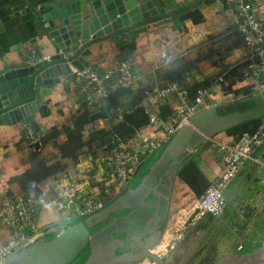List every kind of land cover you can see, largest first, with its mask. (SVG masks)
Returning <instances> with one entry per match:
<instances>
[{"label":"crops","instance_id":"obj_1","mask_svg":"<svg viewBox=\"0 0 264 264\" xmlns=\"http://www.w3.org/2000/svg\"><path fill=\"white\" fill-rule=\"evenodd\" d=\"M62 1L65 0L53 1L43 12L37 13L29 0H0V69L26 66L28 62L22 60L20 54L22 49L36 55L52 56L57 53L54 42L47 36L48 20L44 14L59 6ZM136 1L139 4L150 2L162 13L196 0ZM231 1L204 0L194 8L202 16V20L197 23L187 17L190 10L183 11L92 44L86 49L84 60L89 67L103 73L115 66L123 47L134 43L132 57L135 81L132 89L148 117L153 115L159 120H165L172 115L177 106L174 96L170 95L164 100L157 96V92L170 82H177L190 90L211 86L212 91L206 99L208 106L230 102L233 97L242 94L234 95L224 89L231 85L232 78L241 73L251 57L250 49L239 42L227 24L225 10ZM254 2L259 13L264 15V0ZM219 78L222 80L219 81ZM37 100L39 108L23 120L17 121L12 111L0 115V205L6 194H33L37 206L36 241L45 238L51 240L69 226L85 224L90 237L89 246L72 264H107L115 256L134 252L142 243L140 237L144 234L135 235L129 220H134L146 208H153V213L158 210L163 220L159 238L167 242L172 232L192 216L199 198L179 177L180 168L192 164L211 183L222 168L221 153L214 141L235 139L225 130L214 133L188 154L173 178L168 173L171 159L159 162L158 157H155L147 167L143 164L138 169L130 189L113 194L104 210L84 218H71L53 195L54 177L63 171L75 169L80 180L94 188L102 187L113 178V174L108 167L101 170L98 167L97 160L103 154V143L99 140L83 147L77 161L61 158L55 146V142L61 144L65 141L63 128L71 125L72 115L84 103L80 87L74 79L55 86L41 87ZM100 102L101 105L93 113L104 111L107 117L92 119L85 126V134L98 127L108 130L110 117L121 118L130 110L125 105H116L110 110L105 105L106 101ZM30 123L37 127L39 134V139L32 142L22 139L25 126ZM53 126L58 128L56 138L41 141L40 137L45 135L46 138ZM142 128L151 130L154 137L161 135L156 124ZM32 153H36L48 165L56 161L61 164L58 173L38 183L39 196L32 191L25 193L17 183L9 182L12 177L24 173L30 167ZM246 184L257 188L264 186V144L242 166L235 181L229 186L232 196L225 195L226 209L229 203L236 207V194ZM259 200V204L252 206V213L256 207L258 210L264 208V197ZM8 238V229L0 224V241L6 242ZM0 264L6 262L0 261Z\"/></svg>","mask_w":264,"mask_h":264},{"label":"built area","instance_id":"obj_2","mask_svg":"<svg viewBox=\"0 0 264 264\" xmlns=\"http://www.w3.org/2000/svg\"><path fill=\"white\" fill-rule=\"evenodd\" d=\"M37 13L43 12L56 0H29ZM227 24L241 44L251 52L241 75L253 91L264 90V15L256 9L254 0H232L226 10ZM22 60L32 63L49 61L50 56L36 55L21 50ZM75 82L80 87L83 101L88 105L104 101L109 92L117 88H130L135 81L133 57L117 60L115 66L103 73L86 67L74 71ZM222 79L219 78V81ZM211 86H200L192 95L177 82L166 84L157 92L158 99L173 95L177 106L165 120L150 116L147 124H156L160 136H152L147 128L138 129L133 135L105 150L97 160L101 170H111L113 178L102 187H89L80 180L77 171L67 170L57 174L52 182L53 195L71 218H84L104 210L107 201L115 192L127 191L141 165L152 157H158L177 130L190 123L191 118L208 107L206 99ZM27 141L39 139L30 124L25 126ZM264 144V117L253 133H244L231 141H214L221 153L222 168L205 192L197 199L191 221L204 215H218L226 210L224 190L236 178L242 166L252 159L254 152ZM36 200L33 194H6L0 205V224L6 226L9 238L0 241V261L5 262L12 254L21 252L36 242ZM188 219V221H189ZM187 223V222H186ZM176 233L175 235H177Z\"/></svg>","mask_w":264,"mask_h":264},{"label":"water","instance_id":"obj_3","mask_svg":"<svg viewBox=\"0 0 264 264\" xmlns=\"http://www.w3.org/2000/svg\"><path fill=\"white\" fill-rule=\"evenodd\" d=\"M203 1L196 0L162 13L150 2L139 4L136 0L62 1L59 6L44 14V18L48 20L47 36L54 42L57 53L46 62L0 69V115L12 111L17 121L30 116L39 108L37 95L41 87L72 81L74 71L88 67L84 54L92 44L192 10ZM252 95L208 106L196 113L188 125L177 130L158 156L159 162L171 159L168 170L170 178L176 176L188 154L205 139L218 131L264 115V102H260L253 110L245 106L244 101ZM238 101H243L240 110ZM42 109L45 107L42 106ZM106 117L107 113L104 111L90 115V119ZM162 222L156 209L144 227V235L140 237V250L115 256L107 264H135L145 258L152 260L154 264H170L151 250L159 239ZM89 240L85 224L78 223L67 227L51 240L45 238L34 242L21 252L12 254L5 262L72 264L89 246ZM262 254L264 255V246L241 257L226 259L222 264H264V256L260 257Z\"/></svg>","mask_w":264,"mask_h":264},{"label":"trees","instance_id":"obj_4","mask_svg":"<svg viewBox=\"0 0 264 264\" xmlns=\"http://www.w3.org/2000/svg\"><path fill=\"white\" fill-rule=\"evenodd\" d=\"M187 17L190 18L193 23H197L202 20V16L196 9L190 10V13ZM134 49V43L127 44L120 50L118 60L126 59L132 56ZM195 90L196 88L194 90L188 89L192 95L195 93ZM224 90L226 92L233 93L234 95L242 94L243 96H248L253 93V90L242 78L241 74L232 78L231 85ZM104 101H106L105 105L110 110L116 105L129 106L130 110L125 112L121 118L113 116V118L110 117L108 122L110 128L108 130L98 127L96 129L89 130L88 133L85 134V126L92 121V119H90V115L93 114L96 107L101 105V102L98 101L92 105L82 102V104L79 105L76 113L72 115L70 121L71 125L67 127L65 126L63 128L66 135L65 141L61 144L55 142V146L61 158H71L77 161L82 148L98 140L103 143L102 148L104 152L115 145L117 140L122 141L127 139L133 135L135 130L140 129L148 124L149 117L145 109L141 106L140 99L133 92L132 87L113 89L109 92L107 98ZM260 123L261 118H256L227 128L225 131L227 134L238 138L244 133H253L258 128ZM30 125L37 133V127H34L32 123H30ZM57 130V126H53L46 134V138L45 135H43L40 137V140L44 141L45 139H55L58 134ZM25 135L26 132L24 130L22 139L27 141ZM151 159H154V157L145 161L143 163L144 165H142L147 167ZM30 160V167L24 173L12 177L9 182L17 183L20 189L25 193L32 191L36 196H39L40 191L37 187L38 183H40L43 179L58 173L61 169V164L60 162L56 161L55 163L48 165L46 161L40 159L36 153H32L30 155ZM146 162L147 164H145ZM179 177L190 187L196 197H200L211 184L192 164L189 163L180 168ZM132 183L129 187L132 186ZM152 213L153 208H146L140 211L139 214L133 218L134 220H129V222L132 223L131 226L134 229L135 235L142 236L144 234L146 221L152 216Z\"/></svg>","mask_w":264,"mask_h":264},{"label":"rangeland","instance_id":"obj_5","mask_svg":"<svg viewBox=\"0 0 264 264\" xmlns=\"http://www.w3.org/2000/svg\"><path fill=\"white\" fill-rule=\"evenodd\" d=\"M256 93L260 92L256 90L250 95ZM245 97L240 95L231 101ZM235 179L224 190L227 197L232 196L229 186ZM241 189L236 194V207L229 203L228 208L218 215H204L194 221L189 219L172 232L167 242L159 238L152 252L170 264H222L226 259L241 257L263 247L264 208L258 210L256 207L254 213L250 210L264 197V186L257 188L246 184ZM139 250L140 246L134 252ZM135 264L154 263L145 258Z\"/></svg>","mask_w":264,"mask_h":264},{"label":"bare ground","instance_id":"obj_6","mask_svg":"<svg viewBox=\"0 0 264 264\" xmlns=\"http://www.w3.org/2000/svg\"><path fill=\"white\" fill-rule=\"evenodd\" d=\"M260 102H264V92H260L258 94H254V95L250 96L248 99H246L244 101L245 106H248L251 110H253L254 107L255 108L258 107L260 105L259 104ZM237 105H238V108H239L238 110H240L241 109L240 107L243 106V101H238Z\"/></svg>","mask_w":264,"mask_h":264}]
</instances>
